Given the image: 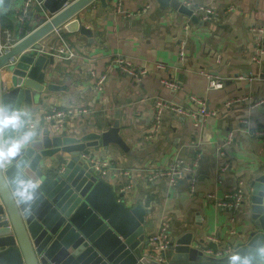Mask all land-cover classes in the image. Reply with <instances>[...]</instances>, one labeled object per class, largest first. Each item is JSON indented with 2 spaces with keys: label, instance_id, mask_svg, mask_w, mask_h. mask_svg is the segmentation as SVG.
Segmentation results:
<instances>
[{
  "label": "crops",
  "instance_id": "crops-1",
  "mask_svg": "<svg viewBox=\"0 0 264 264\" xmlns=\"http://www.w3.org/2000/svg\"><path fill=\"white\" fill-rule=\"evenodd\" d=\"M23 1L15 0L8 11L9 23L3 32L7 30L11 43L39 24L32 15L22 26L17 22L15 13ZM118 1L120 12L115 11ZM181 1L191 6L207 4L216 14L211 20L195 22L172 7H161L157 0H106L105 6L93 0L79 10L72 17H80L91 29V38L79 31L69 32L61 25L59 31L76 55L62 59L48 54L53 56L48 78L61 86L46 92L42 104L23 108V113H29L23 120L35 119L40 129L47 124L60 126L63 117L49 123L41 120L52 106L86 108V112L67 116L68 124L81 131H103L117 119L128 149L109 143L107 148L98 146L86 151L95 160L109 162L106 170L114 190L124 193L128 205L140 202L149 209L145 216L148 234L167 221L171 235L194 230L206 249H216L231 244L230 236L245 222L246 208L241 205L235 222H231L232 211L219 208L215 199L236 188L239 180L246 191L249 178L264 167V136L252 133L264 126V54L260 64L251 58L256 36L252 28L264 29V0ZM182 40L185 57L180 60ZM37 43L43 53L52 50L59 43L55 29ZM116 55L146 67L148 73L135 79L114 67L98 89L96 75L104 72ZM156 63L166 67L159 68ZM204 73L218 74L224 79L223 87L207 89ZM163 77L178 79L181 88L165 87L160 81ZM190 95L204 99L214 114L195 120L164 110L154 130L157 101L197 110ZM243 95L262 102L224 105L226 100ZM177 158L184 163L198 159L194 192L186 178L176 184L167 178L147 179L149 169L167 167ZM224 163L227 167L218 180Z\"/></svg>",
  "mask_w": 264,
  "mask_h": 264
},
{
  "label": "water",
  "instance_id": "water-1",
  "mask_svg": "<svg viewBox=\"0 0 264 264\" xmlns=\"http://www.w3.org/2000/svg\"><path fill=\"white\" fill-rule=\"evenodd\" d=\"M14 1L0 0V44L9 41L3 29ZM92 1L43 0L46 13L36 9L32 14L39 24L0 54V81L7 82L0 89V111L17 115L14 127L0 128V264H228L232 253L253 251L264 243V167L248 180L245 222L230 236L229 252H206L196 231L185 229L171 235L165 251H155L163 258L157 260L148 255L149 209L140 202L128 205L107 171L81 156L109 143L128 149L117 119L103 131H81L68 124V117L60 126L23 128L29 113L22 109L42 104L46 92L61 86L48 78L53 56L39 51L38 40L60 25L91 38V29L72 16ZM98 1L106 5V0ZM157 1L199 21L181 0Z\"/></svg>",
  "mask_w": 264,
  "mask_h": 264
},
{
  "label": "built area",
  "instance_id": "built-area-1",
  "mask_svg": "<svg viewBox=\"0 0 264 264\" xmlns=\"http://www.w3.org/2000/svg\"><path fill=\"white\" fill-rule=\"evenodd\" d=\"M43 0H24L22 6L19 10L15 13V18L17 22L22 26L27 21L30 20L31 17V11L34 7H36L39 10H42L45 12V9L43 7ZM187 4V3H186ZM190 5V4H188ZM193 9V13H195L198 16V19L200 21H208L211 20L215 14L216 11L207 4H199L196 6H191ZM144 11L146 9H143ZM115 11L120 12L121 9V3L118 1L115 6ZM46 13V12H45ZM50 15L46 14V18L48 19ZM186 27V26H185ZM58 38L59 43L57 46H55L52 50L45 51L47 54L55 55L62 59H72L75 57L76 53L73 47H71L66 39L62 36L59 29H61V25L54 28ZM253 31L256 32V36L254 39V51L252 55V60L256 63L260 64L261 59L260 56L264 54V29L262 27H253ZM9 39L8 42L0 44V54L3 53L5 48H9L14 43L10 42L9 33L4 31ZM180 49H179V58L180 60H183L185 57V41H180ZM156 66L159 68L164 69L166 66L164 63H156ZM117 67L123 74L130 76L135 79H140L143 75L148 73V69L146 67H140L136 66L132 63V61L128 58H125L120 55H116L111 58L110 63H108L106 70L98 75H96V84L97 88L101 89L102 83L106 80L108 73L114 68ZM95 74L94 72H92ZM203 73V72H202ZM207 77V89H220L224 85V79L220 77L218 74H209L204 73ZM242 78V76H239ZM161 83L172 90H178L181 88V82L172 77H163L161 78ZM7 85V82L2 79L0 81V89H5ZM190 99L195 103L198 107L197 110H190L180 104L171 102V101H163L159 100L156 102L155 107V113H154V130H157L158 125L161 120V115L164 110H169L172 113L180 114V115H187L192 116L193 119H205L208 115L214 114V111H210L206 105V102L204 99L197 97L195 95H190ZM244 101L250 102L251 105H258L262 101L260 100H254L252 99L251 95H243V96H237L231 99H228L224 102L225 106H231L235 105ZM86 112V108H79V109H73V108H66V109H58L54 106L48 108V110L44 113L41 120H44L46 122H50L55 118H62L63 119L71 114H74V112ZM22 126L26 129H32L35 126V119L32 118H26L25 120H22ZM242 122H246L247 119H242ZM254 135L258 136H264V126L254 129L252 131ZM231 132H229L228 137L231 136ZM82 157H85L90 165L95 169H101L103 171H107L106 168L110 166L109 162L107 160H95L91 158L89 153L83 152L81 154ZM198 159L195 158L189 163H184L181 159L177 158L174 161H172L167 167L162 168H155V169H149L147 171V179L149 181H154L159 178H167L168 181L172 184H176L180 179H188L189 180V189L191 191H195V176L194 171L197 167ZM227 163H224L219 168V172L217 174V179H221L222 172L226 169ZM123 174H128V171H121ZM126 186H124L122 189H125ZM211 196V195H210ZM245 197V190L243 187V182L241 180L238 181L237 187L234 188L231 191H226L220 199H215V203L219 208H227L232 211V215L230 216L229 220L231 222H235L236 220V213L240 209L243 199ZM242 208V207H241ZM169 223L167 221H164L159 229L155 232L149 233L147 237V246H148V255L150 257H154L157 260H163V258L160 256L155 255L156 252L165 251L168 248L171 234L169 232ZM213 238V237H212ZM211 239V237H210ZM231 250L230 245H226L223 247V245L220 248L206 249V252L214 254V255H221L223 252H229Z\"/></svg>",
  "mask_w": 264,
  "mask_h": 264
},
{
  "label": "clouds",
  "instance_id": "clouds-1",
  "mask_svg": "<svg viewBox=\"0 0 264 264\" xmlns=\"http://www.w3.org/2000/svg\"><path fill=\"white\" fill-rule=\"evenodd\" d=\"M17 119L15 113L11 115H6L0 111V128L9 129L10 126L14 127V122ZM26 136L28 133L25 134ZM15 147V143L10 144L7 148L4 149V155H7V152ZM253 251H248L245 253L234 252L229 255L228 264H257V261L264 259V243L256 244L252 247Z\"/></svg>",
  "mask_w": 264,
  "mask_h": 264
}]
</instances>
